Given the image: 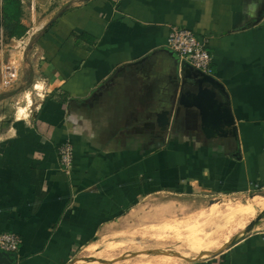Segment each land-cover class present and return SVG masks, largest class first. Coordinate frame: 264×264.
I'll return each instance as SVG.
<instances>
[{
  "label": "crops",
  "instance_id": "obj_1",
  "mask_svg": "<svg viewBox=\"0 0 264 264\" xmlns=\"http://www.w3.org/2000/svg\"><path fill=\"white\" fill-rule=\"evenodd\" d=\"M3 23L7 43L24 36L9 37ZM173 26L206 40L235 138L206 139L198 112L181 107L159 129L179 79L167 45ZM27 31L40 90L26 118L6 124L0 115V234L20 238L14 264H69L157 196L264 189V0H84ZM10 57L19 65L4 53L0 67ZM185 264H264V230Z\"/></svg>",
  "mask_w": 264,
  "mask_h": 264
},
{
  "label": "rangeland",
  "instance_id": "obj_2",
  "mask_svg": "<svg viewBox=\"0 0 264 264\" xmlns=\"http://www.w3.org/2000/svg\"><path fill=\"white\" fill-rule=\"evenodd\" d=\"M21 1H23L21 6L24 10L22 17L29 30L36 21L39 22L49 13L53 11L59 13L66 7L84 0ZM2 5H4V0ZM3 21L0 11V27L6 35ZM27 30L22 38L17 39H22L24 42L16 51L19 64L18 80L8 89H0V94L6 91V96H8V99L0 104V115H8L6 117L8 120L4 121L6 124L15 117L17 119L26 118L32 104L31 96L35 97L36 90H40L38 84L33 86L34 82L38 81V75H35L32 70H37V58L31 57L30 48L33 36ZM8 44L16 46V43ZM24 46L25 48L22 49ZM19 108L24 111L20 113ZM2 131L3 129H0V132ZM242 203H253L254 207L243 213L239 209ZM263 209L264 189L244 196H157L132 211L121 223L102 231L94 241L79 249L69 264H185L187 261L184 258L196 260L218 252L234 236L244 231L245 227ZM186 224L195 225L201 232V236L208 234L212 237L210 254L202 257L186 248L184 243ZM171 226L174 229H166ZM260 230H264V218L250 233ZM88 244L94 245L96 250L94 252L85 250ZM153 252L161 254H152ZM170 253L182 258L171 256Z\"/></svg>",
  "mask_w": 264,
  "mask_h": 264
},
{
  "label": "water",
  "instance_id": "obj_3",
  "mask_svg": "<svg viewBox=\"0 0 264 264\" xmlns=\"http://www.w3.org/2000/svg\"><path fill=\"white\" fill-rule=\"evenodd\" d=\"M173 55V53H172ZM175 68L179 79L172 95L169 109H164L156 115V123L162 132L169 126V116L175 107L186 110H195L200 118V130L206 139L236 137L234 119L229 109L227 95L223 86L213 77L194 70L185 62L174 59ZM264 218V209L251 221L239 235L234 236L218 252L211 253L213 256L233 245L241 236L247 235ZM149 254V253H148ZM161 254V253H152ZM151 254V255H152ZM171 256L179 257L170 253ZM187 262L195 260L185 259ZM198 260V259H196ZM13 254L0 250V264H14ZM73 264V263H72ZM109 264V263H107Z\"/></svg>",
  "mask_w": 264,
  "mask_h": 264
},
{
  "label": "built area",
  "instance_id": "obj_4",
  "mask_svg": "<svg viewBox=\"0 0 264 264\" xmlns=\"http://www.w3.org/2000/svg\"><path fill=\"white\" fill-rule=\"evenodd\" d=\"M3 0H0V10ZM16 46L8 44L0 28V54L9 53L10 56L16 54L24 42L21 40L11 41ZM168 48L182 62L190 65L194 70L205 75H212V56L208 51V45L205 39L194 35L193 32L186 28L173 26L170 28L167 38ZM12 47V49H9ZM22 47V49H24ZM18 65L15 57H10L1 64L0 67V89H8L17 81ZM59 162L66 173L69 172L72 164L73 149L70 145L65 144L59 149ZM20 245V238L15 233L0 234V250L6 253H17Z\"/></svg>",
  "mask_w": 264,
  "mask_h": 264
},
{
  "label": "bare ground",
  "instance_id": "obj_5",
  "mask_svg": "<svg viewBox=\"0 0 264 264\" xmlns=\"http://www.w3.org/2000/svg\"><path fill=\"white\" fill-rule=\"evenodd\" d=\"M20 109V108H19ZM24 110L20 109L19 112L22 113ZM20 115V114H18ZM19 119V118H18ZM263 199V198H262ZM254 205L253 203H242L240 206H239V209L240 211H242L244 213V211H250L251 208H253ZM215 209V208H214ZM214 209L212 211H214ZM217 209V208H216ZM253 210V209H252ZM239 211V210H238ZM251 213H253L251 211ZM238 214V213H237ZM190 224V223H189ZM187 225V224H186ZM185 225V226H186ZM165 226V225H164ZM183 226V225H182ZM184 226V227H185ZM175 227V226H174ZM161 228V227H160ZM165 228V227H164ZM167 228H173L172 226L171 227H166ZM177 228V227H176ZM174 229V228H173ZM179 229V228H178ZM172 231V229H171ZM177 231V230H176ZM186 234L185 237H184V243H185V246L186 248L191 251V252H194L195 254H199L200 256H206L208 254H210V250H211V236H209L208 234L207 235H200V231L197 229V227L193 224L191 225H187L186 227ZM212 232V231H211ZM177 233V232H176ZM182 234V233H181ZM177 235V234H176ZM175 236V234H174ZM176 237V236H175ZM182 240V239H181ZM180 240V241H181ZM121 245V244H120ZM225 245H223L221 248H223ZM215 247V246H214ZM220 248V249H221ZM219 249V250H220ZM86 250L88 252H94L96 249H95V246L94 245H91V246H88L86 248ZM158 255V254H157ZM163 255V254H162ZM167 257V256H166ZM198 258V257H197Z\"/></svg>",
  "mask_w": 264,
  "mask_h": 264
},
{
  "label": "trees",
  "instance_id": "obj_6",
  "mask_svg": "<svg viewBox=\"0 0 264 264\" xmlns=\"http://www.w3.org/2000/svg\"><path fill=\"white\" fill-rule=\"evenodd\" d=\"M4 21L9 37L23 36L25 29L19 25L20 2L18 0H4Z\"/></svg>",
  "mask_w": 264,
  "mask_h": 264
}]
</instances>
